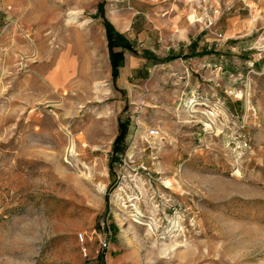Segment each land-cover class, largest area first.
Listing matches in <instances>:
<instances>
[{"label":"rangeland","instance_id":"rangeland-1","mask_svg":"<svg viewBox=\"0 0 264 264\" xmlns=\"http://www.w3.org/2000/svg\"><path fill=\"white\" fill-rule=\"evenodd\" d=\"M0 264H264V0H0Z\"/></svg>","mask_w":264,"mask_h":264},{"label":"trees","instance_id":"trees-1","mask_svg":"<svg viewBox=\"0 0 264 264\" xmlns=\"http://www.w3.org/2000/svg\"><path fill=\"white\" fill-rule=\"evenodd\" d=\"M103 2L100 4V10H103ZM103 12V11H102ZM106 36L108 47L110 50V61L112 66V74L116 77L119 73V67L124 63V49L134 50L133 43L122 33L115 30L114 26L106 21ZM116 47H122L121 50H114ZM127 134V124L124 121L120 122V132L114 143V151L121 149V143L125 140Z\"/></svg>","mask_w":264,"mask_h":264},{"label":"bare ground","instance_id":"bare-ground-1","mask_svg":"<svg viewBox=\"0 0 264 264\" xmlns=\"http://www.w3.org/2000/svg\"><path fill=\"white\" fill-rule=\"evenodd\" d=\"M191 18H194V15H191ZM51 81V83L53 84H55V82L53 81V80H50ZM100 86H102V84L100 83V82H97V84H96V89H97V91H95V92H97V93H100L102 90L101 89H99V87ZM94 89H91V91H89V93L90 94H92V92H94L93 91ZM97 98H99L100 96H99V94H97V96H96ZM197 103V101L196 100H192L191 102H189V108L191 109V111H197V109L195 108V104ZM204 113V112H203ZM205 114H207V116L209 117V120H211L212 121V118L209 116V114L208 113H205ZM99 119H100V121L102 122V124L103 123H105V122H107V121H109V120H111V116H99ZM208 125L210 124V123H207ZM98 133H97V135H101V129H99L98 131H97ZM69 151L73 154L74 153V143H71L70 144V146H69ZM170 181L168 180L167 181V183H169ZM127 206V205H126ZM135 209H136V213L137 214H133V216H135V217H140V216H144V213L141 211V210H139L138 208H137V206H135ZM139 215V216H138ZM136 220H138V219H136ZM149 224H150V227L153 225L152 224V222H149Z\"/></svg>","mask_w":264,"mask_h":264},{"label":"built area","instance_id":"built-area-1","mask_svg":"<svg viewBox=\"0 0 264 264\" xmlns=\"http://www.w3.org/2000/svg\"><path fill=\"white\" fill-rule=\"evenodd\" d=\"M146 133H147L148 137H157V136L160 135L161 131L157 127H150V128L147 129ZM78 236L80 237L82 242L84 241V239L86 237V235L83 232H80L78 234ZM99 242H100L99 245H100L101 248H104V247L108 246V242L105 239H102ZM83 252H84V254L87 255L86 247H83Z\"/></svg>","mask_w":264,"mask_h":264}]
</instances>
